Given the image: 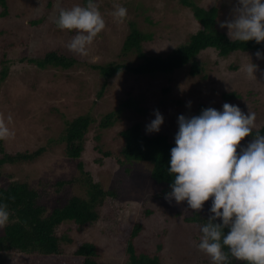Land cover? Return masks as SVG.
<instances>
[{"label":"rangeland","instance_id":"1","mask_svg":"<svg viewBox=\"0 0 264 264\" xmlns=\"http://www.w3.org/2000/svg\"><path fill=\"white\" fill-rule=\"evenodd\" d=\"M95 2L106 27L88 46L87 55L69 50L67 44L75 30H62L55 23L60 8L76 4L86 6L87 0H7V16L1 15L4 10L0 7V115L5 118L12 115L8 127L14 132L13 136L0 140V149L11 154L43 149L32 162L4 165L0 170V189L25 181L43 194V202L51 211L64 205L71 195L86 196L87 193L85 187H59L58 182L90 178L105 189L117 192L116 200L122 207L125 222L143 223L145 228L138 237V248L158 253L167 264H201L207 255L196 247L199 227L187 219L194 217L196 212L212 215L209 211L211 198L200 210L190 209L186 201L166 200L164 187L152 184L151 166L130 163L122 154L124 142L120 131L139 122L146 132V125L155 118L154 110L158 109L164 116V123L159 132L146 133L166 134L175 143L180 114L198 115L201 105L222 109L225 102L238 105L245 113L255 112L253 130H258L264 126V59L255 56L257 50L222 57L217 50L207 49L198 57L201 69L197 75L191 72V64L167 75L139 76L122 71L106 86L103 76L93 66L113 62L137 65L141 61L137 53L122 54L131 23L152 37L143 43L144 52L164 57L187 44L201 26L192 9L180 0ZM194 2L206 9H218V27L228 31L220 27V21L232 17L235 0ZM116 5L127 8V16L122 21L112 15ZM53 51L78 62L62 70L52 66L41 69L29 61L43 59ZM250 58L258 65L256 78H249L243 71V65L249 63ZM6 66L8 75L3 78ZM104 85L105 95L100 98L99 92ZM227 93H235L236 97L227 99ZM128 98L137 100L142 110L132 109V114L127 111L114 127L102 128L104 116ZM188 101H191L190 107ZM80 115L95 118L79 159L82 169L79 161L67 157L66 143L62 140L66 123ZM251 139L246 136L240 143L244 145ZM107 226L101 221L99 226H88L80 231L75 224L62 225L58 234L68 237L63 254L64 258L72 259L70 261L1 252L0 264H80L72 256L84 240L101 244L104 248L101 262L126 264L128 256L122 245L105 240L107 234L100 229ZM3 234L4 227L0 228V236Z\"/></svg>","mask_w":264,"mask_h":264},{"label":"trees","instance_id":"2","mask_svg":"<svg viewBox=\"0 0 264 264\" xmlns=\"http://www.w3.org/2000/svg\"><path fill=\"white\" fill-rule=\"evenodd\" d=\"M180 2L191 8L195 19L199 22L201 29L190 37L187 44L176 48L167 57L160 55H149L143 50V43L152 39L151 36L140 31L135 24L131 23L130 31L127 34L122 54L137 53L141 61L137 65L113 62L107 65L93 66L104 79L107 86L109 80L122 71H128L139 76H149L157 74H171L182 69L187 64H191L192 73H200L201 66L198 61L199 55L207 49H215L222 57L236 52H250L255 50H264V42L257 43L254 39L246 42L233 41L229 38L227 32L220 30L217 24L218 9H206L198 6L194 0H180ZM0 7L4 12L2 16L8 14L7 0H0ZM39 68L44 69L52 66L68 70L76 62L75 58L59 52H50L43 59H30ZM8 67H4L2 77L8 75ZM99 92V97H104V88ZM227 99L236 97L235 93L225 94ZM138 101L134 98H128L122 101L115 111L110 112L102 121V128H112L122 116L132 109L140 112L142 109L138 106ZM201 105L198 114L202 109L207 108ZM127 109V110H126ZM95 122V118L90 115H80L66 124L65 134L62 140L66 143L67 157L79 161L84 151V141L90 126ZM264 134V126L248 137L253 139L255 132ZM120 137L123 140L122 154L128 162H140L151 166L152 184L164 187V192L171 191L170 184L173 177L168 173L170 167V149L175 145L166 134L150 135L147 134L142 125L137 122L128 128L120 131ZM43 149L35 151L18 152L15 154L7 153L0 149V170L6 164H15L17 162H32L37 159ZM79 168H83L79 161ZM59 187L78 186L85 187L86 196L74 194L68 197L67 202L62 206H57L49 211V206L43 200V194L25 181L13 182L0 189V201L7 204L10 212L9 222L4 226V234L0 236V253H21L31 254L34 257L41 258H63L60 261L72 260L64 258V243L68 237L58 234V229L64 224L76 225L80 228L93 226L104 221L108 224L105 229V240H111L116 244L118 242L124 248L128 260L126 264H167L158 254H151L147 250L138 248L137 240L145 228L143 223L137 221L125 222L122 218V207L117 202L118 194L115 190L105 189L100 183L93 182L90 178H78L70 181H61L57 184ZM154 185V186H155ZM136 212L138 209L135 210ZM209 216L196 212L194 217L188 218L190 223L198 225L200 237V225L207 220ZM217 222H221L218 218ZM228 231V229H225ZM110 238V239H109ZM199 239V238H198ZM161 247H159L160 249ZM101 244L84 240L73 252V258L79 260L80 264H114L100 261ZM32 257V258H34ZM201 264H212L210 257L204 259ZM231 264H247L246 261L232 259Z\"/></svg>","mask_w":264,"mask_h":264},{"label":"clouds","instance_id":"3","mask_svg":"<svg viewBox=\"0 0 264 264\" xmlns=\"http://www.w3.org/2000/svg\"><path fill=\"white\" fill-rule=\"evenodd\" d=\"M112 15L122 21L127 8L116 5ZM55 23L62 30H75L67 47L80 55H87L88 46L106 27L95 0L60 8ZM220 27L227 28L233 41L264 42V0H235L232 17L220 21ZM255 56L264 59V52L257 50ZM257 68L251 58L243 65L249 78H256ZM187 103L190 107L191 101ZM154 117L146 125L148 133L159 132L164 123L158 109ZM11 121V114L0 115V140L14 135L8 127ZM255 122V112L245 113L228 102L222 109L207 107L198 115L178 116L167 169L173 180L165 199L186 201L190 209L200 210L211 198L212 215L200 225L196 247L212 264H231L232 259L264 264V134L257 131L246 144L240 143L253 133ZM9 218L7 204L0 201V228Z\"/></svg>","mask_w":264,"mask_h":264}]
</instances>
